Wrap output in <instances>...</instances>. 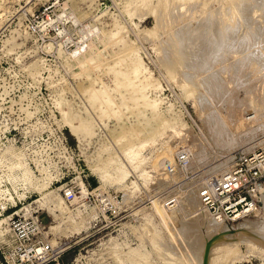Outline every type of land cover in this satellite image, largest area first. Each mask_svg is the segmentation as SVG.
Instances as JSON below:
<instances>
[{
  "label": "rangeland",
  "instance_id": "obj_1",
  "mask_svg": "<svg viewBox=\"0 0 264 264\" xmlns=\"http://www.w3.org/2000/svg\"><path fill=\"white\" fill-rule=\"evenodd\" d=\"M237 153L264 156V0H0V259L32 213L73 245L49 264H264V185L228 222L198 198Z\"/></svg>",
  "mask_w": 264,
  "mask_h": 264
},
{
  "label": "built area",
  "instance_id": "obj_2",
  "mask_svg": "<svg viewBox=\"0 0 264 264\" xmlns=\"http://www.w3.org/2000/svg\"><path fill=\"white\" fill-rule=\"evenodd\" d=\"M186 160L184 155L178 157L179 162ZM263 185L264 156L237 153L227 171L207 179L200 188L198 198L204 212L215 221L228 222L253 212L255 198L260 195ZM64 196L72 200V189L64 190ZM26 214L22 218L17 215L9 217L11 245L2 251L0 264H49L73 246L68 247L66 243L59 252L58 247H53L44 236L45 226L38 215Z\"/></svg>",
  "mask_w": 264,
  "mask_h": 264
},
{
  "label": "bare ground",
  "instance_id": "obj_3",
  "mask_svg": "<svg viewBox=\"0 0 264 264\" xmlns=\"http://www.w3.org/2000/svg\"><path fill=\"white\" fill-rule=\"evenodd\" d=\"M154 18H156L155 20H157V19H160L159 18V16L157 15V14H155V17ZM228 26L229 25H227V28H228ZM143 30H145V29H143ZM151 30V29H150ZM141 33V32H140ZM171 41V40H170ZM132 73H134V75H135V77L136 78H138L139 77V75H140V73H141V70H140V64L139 63H137V64H135L134 66H133V69H132ZM192 97H194V96H192ZM199 99L198 98H195V99H193V104L192 105H194V107H195V109H196V112H197V114H198V116H203L204 114H202L203 113V111H205V109H202L200 106H199V101H198ZM253 114L252 113H250V115H248L249 116V118L248 119H251V118H253V116H252ZM201 116V117H202ZM219 116V115H218ZM252 116V117H251ZM205 117H206V115H205ZM204 117V118H205ZM208 117V116H207ZM221 117V116H220ZM203 118V121L202 122H205L204 120H206V119H204ZM209 118L210 117H208V122H211L210 124L211 125H214V123H213V121L214 120H211V121H209ZM199 119H200V117H199ZM210 119H212V118H210ZM217 119H218V117H217ZM222 119V120H221ZM232 119L233 120H231L228 116H222L220 119H218V120H221L220 121V123L219 124H221L222 123V127H224V126H226L227 125V128H228V125H229V128L232 130V128L234 129V128H236V130H237V128H239V127H241V125H242V120H241V117L239 116V113H238V111L236 110L235 111V113L232 115ZM202 119H200L199 120V122L201 121ZM217 120V121H218ZM213 123V124H212ZM203 124V123H202ZM205 125L207 124L206 122L204 123ZM204 124H203V126H204ZM215 124H216V121H215ZM218 124V123H217ZM216 124V125H217ZM218 124V125H219ZM224 125V126H223ZM207 126V125H206ZM220 126V125H219ZM219 127V129L220 128H222V127ZM235 126V127H234ZM208 127V126H207ZM209 127H210V125H209ZM212 127H214V126H212ZM207 129V128H206ZM213 129V128H212ZM215 129H218V126H216L215 127ZM208 130V129H207ZM218 131V130H217ZM238 131H240V130H238ZM209 132H210V130H209ZM233 132H236V131H234L233 130ZM178 134H179V132H178ZM182 136H184V134L182 135ZM180 137V136H179ZM182 138V137H181ZM192 155V154H191ZM126 156L128 157V160H129V162H130V164L133 166V167H137L138 165H139V163H140V159L138 158V153H134L133 151H128L127 153H126ZM229 159V158H228ZM226 160V159H225ZM225 162V161H224ZM162 178V180H165L166 178L163 176V177H161ZM82 190L83 191H85L86 189H85V187H84V185L82 186ZM98 189V188H97ZM262 189H263V187H262ZM263 195V194H262ZM190 196H192V195H190ZM100 198V197H99ZM101 199H103V198H101ZM112 199V198H111ZM104 200V199H103ZM189 200H190V198H189ZM191 200H193V199H191ZM194 201H196V199H194L193 200V202ZM263 202H264V200H263ZM196 204H198V203H196ZM264 204V203H263ZM116 205V204H115ZM192 205V204H191ZM193 205H195V204H193ZM185 206V205H184ZM187 206V205H186ZM197 207V206H196ZM188 208H189V206H188ZM187 208V209H188ZM191 208H192V206H191ZM190 208V209H191ZM184 209V208H183ZM194 210H196L195 208H194ZM194 210H191V212H193ZM190 211V210H189ZM180 212V211H179ZM183 212V211H182ZM190 212V213H191ZM194 212H196V211H194ZM185 213H187V212H185ZM178 215V214H177ZM194 215H195V213H194ZM193 216V215H192ZM209 223V222H208ZM210 223H213L214 224V222H210ZM209 226H211L210 224L208 225V227ZM215 226V225H214ZM213 226V228L215 229V227ZM220 227H216L217 228V230H218V228H219V230L222 232L223 230H225L226 228H224V226H221V225H219ZM207 227V226H206ZM207 227V228H208ZM211 228V227H210ZM210 228H209V230H210ZM212 228V229H213ZM214 229H213V231H214ZM213 231H211V232H213ZM215 232H216V230H215ZM228 232V231H227ZM217 233V232H216ZM216 233H214L215 235H216ZM229 233V232H228ZM235 233V232H234ZM239 234V232H236V234ZM224 234V233H223ZM225 234H227V233H225ZM232 234V233H231ZM221 235V234H220ZM218 236V239L216 238V243H218V240H219V235H217ZM224 236V235H223ZM234 236V234L232 235V237ZM225 237V236H224ZM227 237L228 236H226V238L225 239H227ZM231 237V238H232ZM237 237V236H236ZM229 238V237H228ZM224 239V240H225ZM215 240V239H214ZM221 240H222V238H221ZM229 240H231V239H229ZM227 242H228V240H226ZM234 241H236L235 239H234ZM233 241V238H232V241H230V243L231 242H234ZM219 242H220V240H219ZM223 242V241H222ZM225 243V242H224ZM228 245H230V246H234V245H232V244H229L228 243Z\"/></svg>",
  "mask_w": 264,
  "mask_h": 264
}]
</instances>
